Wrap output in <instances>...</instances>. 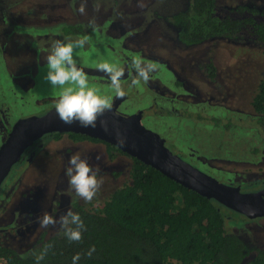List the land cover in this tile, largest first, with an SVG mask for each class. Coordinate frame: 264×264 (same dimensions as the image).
<instances>
[{
    "label": "flooded vegetation",
    "instance_id": "af4514ba",
    "mask_svg": "<svg viewBox=\"0 0 264 264\" xmlns=\"http://www.w3.org/2000/svg\"><path fill=\"white\" fill-rule=\"evenodd\" d=\"M17 1L0 0V146L18 120L40 117L56 108L62 89L43 79L51 43L88 36L107 50L104 62L125 70L121 86L126 94L118 97L109 77L98 69L99 59L87 60L84 53L89 40L74 53L89 87L99 89L98 94L110 100L114 115L136 116L144 129L160 138L159 132H168V141L176 146L182 161L210 177L216 175L224 185L249 190L253 184L264 183V102L261 97L254 100L264 83V0H211L209 15L224 22L225 31L206 33L202 39L196 27L200 17H192L194 9L203 5L200 0H87L89 15L78 12L76 0H67L66 9L73 16L58 21L33 17L31 23L21 22L10 12ZM147 33L169 41L176 54L192 53L185 61L187 70L181 73L167 56L150 49L143 40ZM220 43L258 53L261 69L255 87L249 89L247 110L236 109L227 87L218 79L212 49ZM134 58L157 65L147 82L132 68ZM134 79L139 82L133 84ZM162 118L174 121L177 133ZM238 118L243 123H234ZM218 130L233 133L224 135ZM218 135L226 136L231 146ZM71 155L88 160L94 169L98 166L97 178L103 181L120 174V164H125L122 158L131 164L130 157L115 146L84 134L54 131L35 139L0 182V248L26 258L37 253L46 240L64 232L59 223L41 227L37 217L47 213L58 220L69 210L75 213L77 208L100 207L96 206L99 200L86 202L69 188L64 173ZM36 157L48 164H62L46 193L47 201H42L45 191L39 183L24 178L25 169ZM14 167L19 168L13 171ZM232 233L245 237L254 247H264V242L250 239L249 229Z\"/></svg>",
    "mask_w": 264,
    "mask_h": 264
},
{
    "label": "trees",
    "instance_id": "16d2710c",
    "mask_svg": "<svg viewBox=\"0 0 264 264\" xmlns=\"http://www.w3.org/2000/svg\"><path fill=\"white\" fill-rule=\"evenodd\" d=\"M200 1L203 5L192 17H200L196 27L201 39L225 31L224 22L209 15L211 0ZM261 88L255 101L261 97L264 102V83ZM130 159L128 183L115 188L100 207L76 209L86 229L81 241H69L62 232L26 258L5 248L0 257L7 264H73L77 253V264H239L254 252L246 264H264V247L225 230L217 209L221 205ZM41 254L44 258L37 262Z\"/></svg>",
    "mask_w": 264,
    "mask_h": 264
},
{
    "label": "rangeland",
    "instance_id": "374dc122",
    "mask_svg": "<svg viewBox=\"0 0 264 264\" xmlns=\"http://www.w3.org/2000/svg\"><path fill=\"white\" fill-rule=\"evenodd\" d=\"M82 2L85 3V15H89L91 11L88 13L86 10V8H89L87 7V0H76L74 7L79 8ZM89 5L93 4L90 3ZM66 6H68L67 0H18L17 4H15L10 12L13 13V16L17 17L16 19L24 23H31L30 19L33 17H45V19L48 17L50 20L58 21L62 17L68 16V14L73 16V12H71L70 9H66ZM96 7L99 8V6ZM95 13L96 12H94L93 14ZM143 40L146 41L147 45H150V49L163 54V56H167L172 65L175 66L178 71L184 73V71L187 70V64L185 61L189 58V54L192 55V53H174L171 50L172 46L169 41L162 40L161 38L156 37L153 33L145 34L143 36ZM94 42L96 41L89 40V46L85 50L84 54H87L86 57L89 62H97V60L99 59V64L104 63V61L107 60L106 55L109 54L103 46L97 45ZM222 44L223 43L214 45V48L212 49V52H214L216 63L215 65L218 69L217 72H219L218 79L224 86L227 87V94L230 97L229 100H232L231 103H233L236 109L239 111L247 110L249 109L248 103L250 101L248 95L250 93L249 89H253V87H255L258 80V72L259 69H261V62L259 60L258 53L255 50L251 51L249 48H245L242 46H225ZM195 52L193 53V55L195 54ZM2 81L3 76L0 73V83ZM201 84L203 85L204 83ZM160 121L169 124L171 127L174 126L175 133H177V127L176 125H174V121L169 118H162ZM248 122L249 120L245 121L246 124H248ZM234 123H243V120H241V118H238ZM218 131L222 132V134L224 135L233 133H228L224 130ZM159 134H161V137L164 138L165 148L174 155L180 157L181 154L176 151V146L173 145L172 142L168 141V132L165 134L159 132ZM218 137L223 139L224 142L222 143L228 142L226 136L222 137L221 135H218ZM226 146H231V143L228 142ZM218 152L219 151L217 150L216 153ZM125 159L126 158L121 159V162L125 164H120L119 169L121 170L118 169V172L120 174L115 177V179L113 178L114 180L107 181L106 179H104L103 185L94 197L96 201L99 200L96 206L101 205L103 200H105L106 197L115 188L120 187L122 184L128 183L127 171L129 170L131 164H129V162L127 161H124ZM32 161L33 164H29V166L25 169L24 178L26 181H37L41 188H43V190L45 191L42 201H47L48 195H46V193L55 183L58 170L62 167V164H58V161L56 164H48L43 158L40 157L33 158ZM18 168L19 167H16L15 169L14 167L13 171L14 169L17 170ZM227 168L231 170V167ZM105 176L108 175L106 174ZM211 176L217 179L219 183L223 182L220 178H217L216 175L211 174ZM263 188L264 183H257L249 186V190L251 192H255ZM217 209L223 217L224 228L228 233L238 231V229H244L245 231L249 229L251 231V234L248 233V238H250L251 235L252 237L250 239L256 240L259 243L264 242V219H247L244 216L236 214L223 206H217ZM261 228L263 230H261ZM258 230V233L253 232Z\"/></svg>",
    "mask_w": 264,
    "mask_h": 264
},
{
    "label": "water",
    "instance_id": "95a60500",
    "mask_svg": "<svg viewBox=\"0 0 264 264\" xmlns=\"http://www.w3.org/2000/svg\"><path fill=\"white\" fill-rule=\"evenodd\" d=\"M101 121L106 122V131L100 126ZM54 131L79 133L102 140L199 196L212 199L247 219H264V189L250 192L217 182L168 151L163 139L144 129L138 117H120L111 111L99 117L96 129L83 128L78 124L65 125L57 116L56 108L40 117L18 120L0 146V182L24 148L43 134ZM118 138L124 142L119 143ZM253 256L248 254L239 264H246Z\"/></svg>",
    "mask_w": 264,
    "mask_h": 264
},
{
    "label": "clouds",
    "instance_id": "9594fccd",
    "mask_svg": "<svg viewBox=\"0 0 264 264\" xmlns=\"http://www.w3.org/2000/svg\"><path fill=\"white\" fill-rule=\"evenodd\" d=\"M143 6V5H141ZM78 12L85 14V3H81ZM89 37L69 39L67 42L55 40L50 45L49 53L46 55V75L43 79L52 87L62 89L56 102V114L65 125L78 124L83 128L96 129L99 117L106 111L112 109V104L108 98L98 94L99 89L90 88L88 78L84 70L77 65L74 53L77 49L84 48ZM137 77L147 82L150 74L157 71V65L153 62L145 63L141 58H134L131 62ZM98 69L103 71L110 79L112 87L118 97L125 96V91L121 86V79L124 76V68L108 62L99 64ZM138 79L132 81L138 83ZM106 122L101 121L100 126L104 128ZM119 143L123 140L118 138ZM97 160L100 156L97 155ZM100 169H95L79 155H71L68 158V165L65 168V176L68 178V185L75 194L86 202H91L103 185V179H98ZM41 227L54 226L59 223L64 229L69 241L79 242L83 239L82 233L85 231L83 220L78 213L69 210L65 215L55 219L45 213L42 218L37 217ZM95 251L93 246L87 255L91 257ZM44 258L43 254L36 256L37 262ZM80 254L73 256V264H77Z\"/></svg>",
    "mask_w": 264,
    "mask_h": 264
},
{
    "label": "built area",
    "instance_id": "2783aa9c",
    "mask_svg": "<svg viewBox=\"0 0 264 264\" xmlns=\"http://www.w3.org/2000/svg\"><path fill=\"white\" fill-rule=\"evenodd\" d=\"M0 264H7L6 260L4 258H2V257H0Z\"/></svg>",
    "mask_w": 264,
    "mask_h": 264
}]
</instances>
